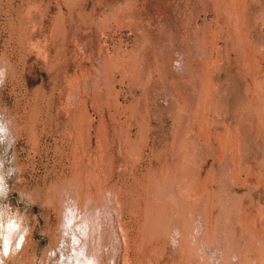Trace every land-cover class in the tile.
Segmentation results:
<instances>
[{
	"label": "rangeland",
	"instance_id": "rangeland-1",
	"mask_svg": "<svg viewBox=\"0 0 264 264\" xmlns=\"http://www.w3.org/2000/svg\"><path fill=\"white\" fill-rule=\"evenodd\" d=\"M0 178L4 264H264V0H0Z\"/></svg>",
	"mask_w": 264,
	"mask_h": 264
},
{
	"label": "clouds",
	"instance_id": "clouds-1",
	"mask_svg": "<svg viewBox=\"0 0 264 264\" xmlns=\"http://www.w3.org/2000/svg\"><path fill=\"white\" fill-rule=\"evenodd\" d=\"M0 183H2V178H0ZM23 239H24V236L21 235L19 237V240L16 243V246H15V249L13 250V253H15L16 251L19 250V248L21 247V243H22ZM8 251H9V243H8L7 240H5L4 249H3V256L6 257L8 255ZM0 264H4V260L3 259H0Z\"/></svg>",
	"mask_w": 264,
	"mask_h": 264
}]
</instances>
